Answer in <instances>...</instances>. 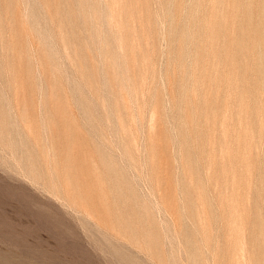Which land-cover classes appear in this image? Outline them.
<instances>
[{
    "label": "rangeland",
    "instance_id": "374dc122",
    "mask_svg": "<svg viewBox=\"0 0 264 264\" xmlns=\"http://www.w3.org/2000/svg\"><path fill=\"white\" fill-rule=\"evenodd\" d=\"M263 13L0 0V264H264Z\"/></svg>",
    "mask_w": 264,
    "mask_h": 264
},
{
    "label": "bare ground",
    "instance_id": "6f19581e",
    "mask_svg": "<svg viewBox=\"0 0 264 264\" xmlns=\"http://www.w3.org/2000/svg\"><path fill=\"white\" fill-rule=\"evenodd\" d=\"M196 2H197V1H196ZM206 2H207V1H206ZM215 2H216V1H215ZM245 2H246V1H245ZM209 3H210V2H209ZM243 3H244V2H243ZM246 3H247V2H246ZM212 4H214V3L212 2ZM216 5H217V4H216ZM220 5H221V4H220ZM210 6H211V4H210ZM210 6H209V7H210ZM174 7H175V6H174ZM236 7H237V6H236ZM212 8H213V6H212ZM254 8H255V7H254ZM173 9H174V8H173ZM210 9H211V8H210ZM261 9H262V8H261ZM261 9H260V10H261ZM253 10H254V9H253ZM250 11H251V10H250ZM262 11H263V10H262ZM181 12H182V11H181ZM210 12H211V11H210ZM215 12H216V11H215ZM217 12H218V11H217ZM192 13H193V12H192ZM246 13H247V12H246ZM257 13H258V12H257ZM210 14H211V13H210ZM215 14H216V13H215ZM259 14H260V13H259ZM263 14H264V13H263ZM174 15H175V14H174ZM247 15H248V14H247ZM256 15H257V14H256ZM214 16H215V15H214ZM258 16H259V15H258ZM262 16H263V15H262ZM177 17H178V16H177ZM260 18H261V17H260ZM209 20H210V19H209ZM226 20H227V19H226ZM245 20H246V19H245ZM249 20H250V19H249ZM228 22H229V21H228ZM208 23H209V22H208ZM259 23H260V22H259ZM254 24H255V23H254ZM186 25H187V24H186ZM192 25H193V24H192ZM202 25H203V24H202ZM242 26H243V25H242ZM195 28H196V27H195ZM201 28H202V27H201ZM184 29H185V28H184ZM211 29H212V28H211ZM211 29H209V30H211ZM181 30H182V29H181ZM186 30H187V29H186ZM212 30H213V29H212ZM212 30H211V31H212ZM215 30H216V28H215ZM215 30H213V31L215 32ZM240 30H241V29H240ZM240 30H239V31H240ZM245 30H246V29H245ZM255 30H256V29H255ZM258 30H259V29H258ZM217 31H218V28H217ZM248 31H249V30H248ZM187 32H188V31H187ZM201 32H202V31H201ZM254 32H255V31H254ZM185 33H186V32H185ZM188 33H189V32H188ZM216 33H217V32H215L214 34L216 35ZM257 33H258V32H257ZM263 33H264V32H263ZM180 34H181V33H180ZM182 34H183V33H182ZM195 34H196V32H195ZM201 34H202V33H201ZM214 34H213V32H210V33H209V37L212 36V35H214ZM202 35H203V34H202ZM215 35H214V36H215ZM258 35H259V34H258ZM179 36H180V35H179ZM227 36H228V35H227ZM231 36H232V35H231ZM241 36H242V35H241ZM259 36H260V35H259ZM232 37H233V36H232ZM260 37H261V36H260ZM179 38H180V37H179ZM210 38L213 39V40H215V37H210ZM221 38H222V37H221ZM240 38H241V37H240ZM240 38H239V39H240ZM175 39H176V38H175ZM180 39H181V38H180ZM259 39H260V38H259ZM263 39H264V38H263ZM199 40H200V39H199ZM216 40H217V39H216ZM216 40H215V41H216ZM228 40H229V39H228ZM248 40H249V39H248ZM189 41H190V40H189ZM191 41H192V40H191ZM209 41H210V40H209ZM209 41H208V42H209ZM232 41H233V39H232ZM239 41L242 42L241 39H240ZM239 41H238V43L241 44V47H242V43H240ZM229 42H230V41H229ZM249 43H250V42H249ZM209 44H210V43H209ZM215 44H216V43H215ZM230 44H232V43H230ZM239 44H237V45H239ZM247 45H248V44H247ZM258 46H259V45H258ZM255 47H256V46H255ZM239 48H240V47H239ZM240 49H241V48H240ZM226 50H227V49L225 48V51H226ZM234 50H235V49H234ZM246 50H247V49H246ZM251 50H252V49H251ZM236 52H237V51H236ZM244 52H245V51H244ZM195 53H196V52H195ZM226 53H227V52H226ZM240 53H241V52H240ZM257 53H258V51H257ZM259 53H261V52H259ZM261 54H262V53H261ZM263 54H264V53H263ZM224 55H225V54H224ZM232 55H233V54H232ZM255 55H256V54H255ZM259 55H260V54H259ZM194 56H195V55H194ZM228 56H229V54H228ZM261 56H262V55H261ZM231 57H232V56H231ZM175 58H176V57H175ZM180 58H181V57H180ZM257 58L259 59V56H258ZM262 58H263V57H262ZM262 58H261V60H262ZM232 59H233V58H232ZM258 59H257V60H258ZM174 60H175V59H174ZM180 61H181V60H180ZM258 61H259V60H258ZM232 62H233V61H232ZM263 62H264V61H263ZM263 62H262V63H263ZM258 63L260 64L261 62H258ZM181 64H182V63H181ZM194 64H195V62H194ZM229 64H230V63H229ZM256 64H257V63H256ZM215 66H216V65H215ZM257 66H258V64H257ZM260 66H262V65H260ZM260 66H259V67H260ZM262 67H264V66H262ZM182 68H183V67H182ZM206 68H207V67H206ZM194 69H195V68H194ZM244 69H245V68H244ZM195 70H196V69H195ZM259 70H260V69H259ZM261 70H262V69H261ZM192 72H193V71H192ZM257 72H258V71H257ZM257 72H256V73H257ZM261 72H262V71H261ZM259 73H260V71H259ZM259 73H258V74H259ZM186 75H187V74H186ZM188 76H189V75H188ZM255 77H256V76H255ZM260 77H261V76L259 75V78H260ZM189 78H190V77H189ZM261 78H262V77H261ZM186 80H187V79H186ZM186 80H185V81H186ZM261 80H263V79H261ZM180 81H181V79H180ZM189 81H190V80H189ZM259 81H260V80H259ZM190 82H191V81H190ZM261 82H262V81H261ZM263 82H264V80H263ZM200 83H201V82H200ZM190 84H191V83H190ZM261 85H262V87H263V84H261ZM189 87H190V86H188V88H189ZM262 87H261V89H262ZM191 88H193V87H192V84H191ZM183 90H184V89H183ZM188 90H189V89H188ZM188 90L186 91V89H185V92L189 93ZM259 90H260V89H259ZM192 91H193V90H192ZM200 91H201V90H200ZM216 92H217V91H216ZM262 92H263V91H262ZM192 93H194V92H192ZM263 93H264V92H263ZM185 94H186V93H185ZM190 94H191V91H190ZM256 94H257V93H256ZM261 94H262V93H261ZM186 96H187V95H186ZM186 96H185V98H186ZM189 96H190V95H189ZM253 96H254V95H253ZM182 97H183V96H182ZM179 98H180V97H179ZM191 98H192V96H191ZM214 98H216V97H214ZM187 99H188V98H187ZM200 101H201V100H200ZM187 102H188V101H187ZM179 104H180V103H179ZM187 104H188V103H187ZM201 104H202V103H201ZM211 104H212V103H211ZM215 104H216V103H215ZM243 105H244V104H243ZM254 105H255V104H254ZM185 107H186V106H185ZM204 107H205V106H204ZM243 107H244V106H243ZM255 107H256V106H255ZM183 108H184V107H183ZM244 108H245V107H244ZM253 108H254V107H253ZM257 108H258V107H257ZM188 109H189V108H188ZM262 109H263V108H262ZM181 110H182V109H181ZM200 110H201V109H200ZM201 111H202V110H201ZM240 111H241V110H240ZM214 112H216V111H214ZM214 112H213V113H214ZM202 113H203V112H202ZM255 113H256V112H255ZM184 114H186V113H184ZM193 114H194V113H193ZM211 114H212V113H211ZM208 115H209V114H208ZM253 115H254V114H253ZM185 116L187 117V115H185ZM205 116H206V115H205ZM259 116H260V115H259ZM207 117H208V116H207ZM213 117H214V115H213ZM189 118H190V117H189ZM190 119H191V118H190ZM192 119H193V118H192ZM209 119H210V118H209ZM211 119H212V117H211ZM213 119H214V118H213ZM213 119H212V120H213ZM206 121H207V120H206ZM206 121H205V122H206ZM257 122H258V120H257ZM240 123H241V122H240ZM248 125H249V124H248ZM183 129H184V128H183ZM183 131H184V130H183ZM201 201H202V200H201ZM227 204H228V203H227ZM194 210H195V209H194ZM195 211H197V210H195ZM197 215H198V214H197ZM121 232H123V230H122ZM228 235H229V234H228ZM236 250H238V249H236ZM234 251H235V250H234ZM195 253H196V252H195ZM195 255H196V254H195ZM1 256H2V255H1ZM198 259H199V258H198ZM3 263H4V261H3ZM10 264H11V263H10Z\"/></svg>",
    "mask_w": 264,
    "mask_h": 264
}]
</instances>
